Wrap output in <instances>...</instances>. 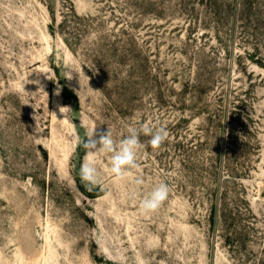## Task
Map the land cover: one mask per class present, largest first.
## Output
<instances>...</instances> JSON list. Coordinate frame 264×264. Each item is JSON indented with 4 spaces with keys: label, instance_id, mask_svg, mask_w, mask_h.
<instances>
[{
    "label": "rangeland",
    "instance_id": "rangeland-1",
    "mask_svg": "<svg viewBox=\"0 0 264 264\" xmlns=\"http://www.w3.org/2000/svg\"><path fill=\"white\" fill-rule=\"evenodd\" d=\"M0 264H264V0H0Z\"/></svg>",
    "mask_w": 264,
    "mask_h": 264
},
{
    "label": "clouds",
    "instance_id": "clouds-1",
    "mask_svg": "<svg viewBox=\"0 0 264 264\" xmlns=\"http://www.w3.org/2000/svg\"><path fill=\"white\" fill-rule=\"evenodd\" d=\"M65 108L61 107L60 111L63 113ZM142 135L149 137L147 144L155 149L167 140L169 133L162 125L143 124L139 128L128 127L127 135L117 141L113 138L110 129L99 133L96 132V129H91L87 133L88 139L84 142L86 155L94 157L96 153L100 152L110 154V171L117 180H123L131 170L138 167L137 152L145 146L141 141ZM80 179L89 191L100 183V170L93 159H89L81 165ZM142 182L139 178L136 180L138 185ZM169 194L170 187L167 183L161 182L154 186L140 201L141 213L147 215L158 211L168 199Z\"/></svg>",
    "mask_w": 264,
    "mask_h": 264
}]
</instances>
